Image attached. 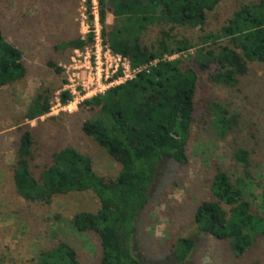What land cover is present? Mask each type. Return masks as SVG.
Here are the masks:
<instances>
[{"label": "trees", "instance_id": "obj_1", "mask_svg": "<svg viewBox=\"0 0 264 264\" xmlns=\"http://www.w3.org/2000/svg\"><path fill=\"white\" fill-rule=\"evenodd\" d=\"M222 1L100 0L105 41L114 53L127 57L132 68L140 69L134 78L82 103L93 112L82 131L121 164L117 177L97 174L91 157L71 145L54 152L52 163L36 177V137L29 124L21 126L14 170L18 193L27 200L50 203L57 194L92 190L100 208L78 212L73 223L81 232L97 233L100 264H144L134 246L136 219L150 203L160 163L166 159V164L171 160L188 164L194 127L203 121L221 139L237 134L241 116L228 103L209 99L199 117V71H209L215 84L235 88L250 62L264 63V0L242 4L218 32H205L198 43L171 32L177 26L203 28ZM107 13L114 17L112 24L107 23ZM163 23L170 29L163 28L157 42L146 45L147 30ZM91 43L89 34L62 47L83 49ZM192 48L195 52L186 57L166 58ZM49 66L58 74L64 72L56 62L50 61ZM27 74L23 50L7 39L0 26V87L17 83ZM71 98L67 91L61 94L64 104ZM50 109V96L44 90L25 117L35 120ZM255 151L237 137L236 173L231 175L218 165L211 184L214 199L201 202L195 212L198 231L228 240L237 256L264 238V172L255 163ZM196 244L193 236L179 238L172 250L175 263L186 262ZM32 264H81V260L74 246L60 241Z\"/></svg>", "mask_w": 264, "mask_h": 264}, {"label": "rangeland", "instance_id": "obj_2", "mask_svg": "<svg viewBox=\"0 0 264 264\" xmlns=\"http://www.w3.org/2000/svg\"><path fill=\"white\" fill-rule=\"evenodd\" d=\"M257 1L223 0L209 13L203 28L177 26L171 32L177 38L198 43L205 32H218L242 4ZM83 13L81 0H0V26L7 39L23 50L28 66L23 80L0 87V264H32L43 251L60 241L77 249L81 264H100L97 233L81 232L73 223L78 212H95L100 208V199L92 190L57 194L45 203L25 199L14 181L21 126L25 124L31 126L37 141L33 170L38 178L52 163L53 153L70 145L91 157L93 170L99 175L115 178L121 170V164L82 131L83 123L93 116V112L82 107L84 101L66 108L61 101L69 76L77 71L75 66L84 65L88 57L85 49L77 55L75 49L62 47V43L88 34L90 13L85 17ZM113 22V15L107 13V23ZM163 28L170 29V25H152L143 42L155 44ZM194 52L192 48L166 58L186 57ZM74 58L80 62L75 64ZM50 61L56 62L63 74L49 66ZM122 69L112 79L122 75ZM83 71L84 67L80 69L81 77ZM209 74L199 71V117L205 111L206 101L214 99L230 104L240 114L241 124L237 134L221 139L202 121L194 127L188 144V164L173 160L166 164V159L160 163L150 203L135 222L134 246L144 264H176L172 258L174 245L179 238L192 236L196 247L182 264H264V238L244 255L237 256L228 240L198 231L194 220L199 204L214 199L211 184L217 166L231 175L236 173L238 165L233 152L237 137L239 143L256 149L255 163H260L264 172V63L250 62L247 74L235 88L215 84ZM44 90L50 96V112L28 120L27 110Z\"/></svg>", "mask_w": 264, "mask_h": 264}, {"label": "built area", "instance_id": "obj_3", "mask_svg": "<svg viewBox=\"0 0 264 264\" xmlns=\"http://www.w3.org/2000/svg\"><path fill=\"white\" fill-rule=\"evenodd\" d=\"M84 9L83 16L90 13L91 24H88V34L83 39H87L88 35H92L91 47L88 45L83 48L88 54L85 64L78 67L77 71L69 76V82L66 83L64 90L72 95V99L64 105L70 107L72 103H80L92 97L104 94L109 88L124 83L132 79L140 71L139 68H132L130 60L120 54L114 53L104 38V30L101 15L100 0H81ZM87 18V16H86ZM83 49H75L77 55L83 53ZM75 64L80 60L74 58ZM85 68L84 75L81 77L80 69ZM120 68L123 74L115 79L113 75Z\"/></svg>", "mask_w": 264, "mask_h": 264}]
</instances>
